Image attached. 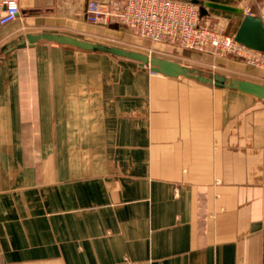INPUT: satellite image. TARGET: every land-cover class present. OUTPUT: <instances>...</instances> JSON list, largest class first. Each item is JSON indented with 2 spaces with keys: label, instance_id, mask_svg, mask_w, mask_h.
I'll return each instance as SVG.
<instances>
[{
  "label": "crops",
  "instance_id": "1",
  "mask_svg": "<svg viewBox=\"0 0 264 264\" xmlns=\"http://www.w3.org/2000/svg\"><path fill=\"white\" fill-rule=\"evenodd\" d=\"M89 1L19 0L0 29V264H264V98L55 42L12 49L102 38ZM203 1L264 22V0ZM208 15L231 35L244 19ZM197 53L198 70L264 84Z\"/></svg>",
  "mask_w": 264,
  "mask_h": 264
},
{
  "label": "built area",
  "instance_id": "2",
  "mask_svg": "<svg viewBox=\"0 0 264 264\" xmlns=\"http://www.w3.org/2000/svg\"><path fill=\"white\" fill-rule=\"evenodd\" d=\"M92 23L118 22L141 38L215 56H233L264 70V52L248 48L227 33L219 21L201 15L199 6L181 0H90ZM20 15L19 0H0V29ZM219 22V23H217Z\"/></svg>",
  "mask_w": 264,
  "mask_h": 264
},
{
  "label": "water",
  "instance_id": "3",
  "mask_svg": "<svg viewBox=\"0 0 264 264\" xmlns=\"http://www.w3.org/2000/svg\"><path fill=\"white\" fill-rule=\"evenodd\" d=\"M193 3L200 8L201 15L209 14V10H219L235 14L244 15V19L234 35L235 40L248 48L264 52V22L261 17L246 14L242 8L231 5L221 4L203 0H181ZM49 41L63 44L85 51L102 52L113 56L137 61L142 67H149L154 73L178 78L181 76L196 79L199 82L213 84L217 88H229L264 98V84L247 79L230 78L220 73L210 74L209 76L195 68L183 65L177 61L159 56H151L139 51L126 48L111 46L104 43L80 39L78 37L61 33H38L28 34L26 40L21 41L15 48H25L33 46L39 41Z\"/></svg>",
  "mask_w": 264,
  "mask_h": 264
},
{
  "label": "rangeland",
  "instance_id": "4",
  "mask_svg": "<svg viewBox=\"0 0 264 264\" xmlns=\"http://www.w3.org/2000/svg\"><path fill=\"white\" fill-rule=\"evenodd\" d=\"M221 27H223L224 30L227 33H229L228 31L229 26L225 28L224 25H221ZM102 30H103L104 36H102V38L96 39L97 41L95 42L104 43V44L111 45V46H118V47L126 48L129 50L139 51V52L151 55V56H159V54L157 53V50L155 49L156 45H158L157 43H153L149 40L141 38L137 33H135V31L122 25L121 23L110 22V23L104 24V28ZM176 51L178 52V55L181 58L180 59L181 62L184 61L185 65H189L190 67L195 68V69L197 68L196 66L198 65L197 62L199 60V53L193 52L192 50L191 51L186 50L179 46H176ZM176 55L177 54L173 56H176ZM182 56H185L186 59H184ZM216 57H221V56H216ZM236 60L240 61L241 64L244 65V67L250 66L241 59H236ZM200 71L205 76L210 75L209 70L207 68L206 69L204 68L203 70L200 69ZM230 78H239V77H230ZM240 79H244V78L242 77Z\"/></svg>",
  "mask_w": 264,
  "mask_h": 264
}]
</instances>
